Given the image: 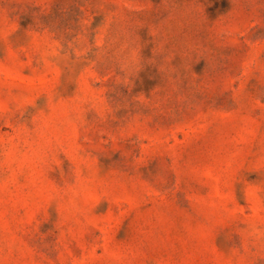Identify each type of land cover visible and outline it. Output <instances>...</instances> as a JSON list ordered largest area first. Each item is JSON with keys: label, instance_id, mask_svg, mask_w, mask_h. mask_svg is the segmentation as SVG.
<instances>
[{"label": "rangeland", "instance_id": "obj_1", "mask_svg": "<svg viewBox=\"0 0 264 264\" xmlns=\"http://www.w3.org/2000/svg\"><path fill=\"white\" fill-rule=\"evenodd\" d=\"M0 264H264V0H0Z\"/></svg>", "mask_w": 264, "mask_h": 264}]
</instances>
